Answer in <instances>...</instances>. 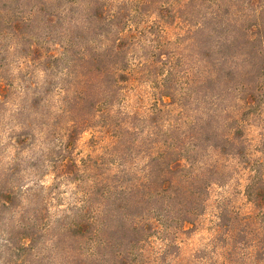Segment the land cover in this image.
Returning a JSON list of instances; mask_svg holds the SVG:
<instances>
[{"label": "trees", "instance_id": "trees-1", "mask_svg": "<svg viewBox=\"0 0 264 264\" xmlns=\"http://www.w3.org/2000/svg\"><path fill=\"white\" fill-rule=\"evenodd\" d=\"M37 170L79 201L51 215ZM0 248L264 264V0H0Z\"/></svg>", "mask_w": 264, "mask_h": 264}, {"label": "rangeland", "instance_id": "rangeland-1", "mask_svg": "<svg viewBox=\"0 0 264 264\" xmlns=\"http://www.w3.org/2000/svg\"><path fill=\"white\" fill-rule=\"evenodd\" d=\"M90 136L86 135L80 145V150L83 154H88L87 142ZM30 189L31 198L33 194L39 195L41 200L52 202L50 213L56 214L58 211H64L69 206L75 205L79 201V197L76 195V190L73 186L54 184V177L50 173H46V170L26 172V183ZM218 197V196H216ZM35 199V198H34ZM239 203H244V200H238ZM202 235L195 236L186 245L189 250L194 249L200 245ZM4 250L0 248V264H5L4 260L7 258Z\"/></svg>", "mask_w": 264, "mask_h": 264}]
</instances>
